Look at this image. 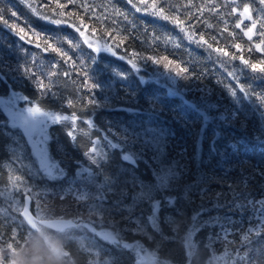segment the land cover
Here are the masks:
<instances>
[{"label":"trees","instance_id":"16d2710c","mask_svg":"<svg viewBox=\"0 0 264 264\" xmlns=\"http://www.w3.org/2000/svg\"><path fill=\"white\" fill-rule=\"evenodd\" d=\"M59 2L66 5L64 16L56 15V0H0L4 18L26 33L22 40L0 20V264H264V73L239 60L221 64L170 20L137 12L132 3L144 8L140 0ZM83 2L107 18L90 17L78 7ZM244 2L251 0H238ZM159 3L176 5L171 11L184 19L189 0ZM227 13L220 7L232 31L237 17ZM78 16L93 46L106 41L116 54L89 48L70 26H79ZM201 19L213 25L197 24L206 39L224 27L207 10ZM235 32L243 53L231 47V38L221 46L252 62L264 57L249 53L251 42ZM45 40L71 59L44 51ZM132 51L145 59L133 64ZM78 58L85 61L91 92L81 87ZM25 66L45 85L56 71L53 91L41 92ZM12 97L54 116L46 141L53 172L13 122L6 109ZM16 176L20 191L13 187ZM26 191L31 203L22 217ZM60 217L72 223L61 230L42 223ZM46 234L58 250L44 244Z\"/></svg>","mask_w":264,"mask_h":264},{"label":"snow or ice","instance_id":"6c2138e0","mask_svg":"<svg viewBox=\"0 0 264 264\" xmlns=\"http://www.w3.org/2000/svg\"><path fill=\"white\" fill-rule=\"evenodd\" d=\"M23 2V0H22ZM71 3L75 4L76 0H70ZM130 3H132V0H129ZM165 3H167V0H165ZM140 4L145 5L144 8H141L138 4L132 3V6L136 9L137 12H145L148 14H151L153 16L160 17L164 20H170L176 27L180 29L181 32L185 34L186 39L190 43H196L198 46H206L207 50H211L212 52L217 54V60L221 63L227 66V64L231 63L232 61L239 60L241 64L246 66L247 68L251 69L253 73H264V57L256 59L255 62H252L251 58H245L243 54L236 55L233 53H230L227 50V47L221 46L223 42H226L228 38H231V47L236 50V52L243 53L245 50V46L242 43L236 42L237 35L235 32V29H240V31L243 33V37L247 38V41L251 42L247 46V51L249 53L255 51L258 53L264 54V0H251V2H244L242 4H238V0H230L229 2H226L222 5L217 4V0H205L204 4L202 6H197L191 3V0H189L188 4H185L182 6L183 9H186V11L183 12L184 19L180 18V15H177L171 11V9L176 8V5H168L167 7H163L160 5L159 0H140ZM31 10L36 13L37 15H40L41 18L44 19H51V17H48L44 15L42 12L38 11L37 7L34 5V3H28L27 5ZM56 6L60 9L59 12L56 13L57 16H64L65 13L63 9L66 7L65 4H62L59 2V0H56ZM43 7L48 8L50 5H43ZM78 7L83 8L84 12L88 14L90 17H94L96 20H102L107 17H102L101 15L95 13V5H91L87 2L81 3ZM220 7H224L228 9V15H235L237 17L236 20L233 21V30L229 31L228 29V21L224 20V16L220 14ZM192 8L196 9V12L194 13L192 11ZM208 11L213 16H217L220 20L224 21V27L219 30L217 34L210 35L209 39H206V35H209L205 33L204 31L197 32L196 26L197 24H203L206 28L211 29L213 28V25L209 23L207 20H202L201 17H203L205 11ZM115 15L122 16L125 21L128 20V17L125 13L121 12L119 9H115ZM180 9L177 8V12H179ZM167 12V14H165ZM258 13L255 18L253 13ZM69 15H71L69 13ZM11 16L16 17L17 13L12 11ZM77 19H79V26L75 24H71L70 26L75 27L76 31L80 34V36L85 37L84 42L88 45L89 48H92L93 51L100 52V51H108L112 52L113 54H116L113 51V45L107 43L106 41L102 44H97V46H93V43L89 41V39L85 36V32L87 31V25L85 24V21L82 16H78ZM0 20H2L4 26L8 27L10 30L16 32L20 39H25V29L24 28H17V24L15 22L10 23L8 19L4 18L2 14V10H0ZM245 21H249L250 24L245 25ZM55 24H61V23H67L68 21H64L61 19H54L52 20ZM191 22V23H189ZM112 23L115 25L117 22L115 20H112ZM188 25V27H185V25ZM259 25V27H258ZM132 27H135V25H131ZM83 28V30H81ZM95 28H93V35H95ZM227 33V37H224L223 34ZM110 32H106L105 35H110ZM259 37L258 41H253L254 37ZM223 37V41L221 39ZM128 37L124 36L123 39L126 40ZM103 37H101V40ZM123 40L120 41L122 43ZM46 47L44 48V51H48L49 48H51V51L57 53L62 59L70 60L71 58L68 56V53L65 52L63 49L59 47L52 46L51 44L47 43V40H45ZM71 43V42H69ZM40 45L37 44V47ZM73 47H78V45H71ZM117 47L119 44L116 45ZM179 47V45H177ZM137 59H145L142 53L137 51H132L131 58H129V61L135 64ZM148 60H152L151 56L146 57ZM158 62V61H157ZM78 63L80 65L81 71L84 76V81L81 83V87L86 89L87 92H91L94 89V85L90 82L88 79V70L85 66V61L83 59L78 58ZM171 63V61H169ZM24 71L27 75L32 76L33 78L38 77V73L35 71H32L27 66H25ZM182 72H186L187 69H181ZM180 73H177L179 75ZM58 73L56 71H50L48 74V80L49 84L45 85L44 82L40 79H36L37 87L41 92H51L52 90V77L57 76ZM64 75H68L67 72L64 73ZM228 76L235 79L234 71H228ZM188 78V77H187ZM244 89H241L243 91ZM90 102V101H89ZM69 106L72 108H75V101H69ZM83 105H81L82 107ZM29 112L32 115H36L40 112V109L38 107H34L32 109H29ZM59 119V118H58ZM64 119H67L65 117ZM73 122L77 120V117L73 115L72 117ZM20 176H16L14 178L13 187L16 188L17 191H20L19 185L15 182L21 181ZM26 191L25 193V203L21 211V216L23 217V213L25 209L29 211V204L31 203V197L27 195ZM16 231L13 230V235L10 237V240L16 238Z\"/></svg>","mask_w":264,"mask_h":264},{"label":"rangeland","instance_id":"374dc122","mask_svg":"<svg viewBox=\"0 0 264 264\" xmlns=\"http://www.w3.org/2000/svg\"><path fill=\"white\" fill-rule=\"evenodd\" d=\"M11 105H6V109L8 110L13 122L20 125L34 146V149L37 151V154L42 161V164L49 170H53V165L50 160H48L47 149H46V141L48 136V124L54 116L44 113L40 111L36 115H32L29 112V109L34 108L35 106H28L27 104H22L19 102V98L17 100L15 98H11ZM53 172V171H52ZM27 215V214H26ZM28 216V215H27ZM30 218V216H28ZM32 225H34L32 219H30ZM43 224H47L52 227L54 230L65 229L72 223V220L69 217H60L56 218V220L50 221L49 219L42 220ZM44 244L48 245L55 250H58V243L51 239L47 234L43 235Z\"/></svg>","mask_w":264,"mask_h":264},{"label":"bare ground","instance_id":"6f19581e","mask_svg":"<svg viewBox=\"0 0 264 264\" xmlns=\"http://www.w3.org/2000/svg\"><path fill=\"white\" fill-rule=\"evenodd\" d=\"M127 119V118H126ZM127 121V120H126Z\"/></svg>","mask_w":264,"mask_h":264}]
</instances>
